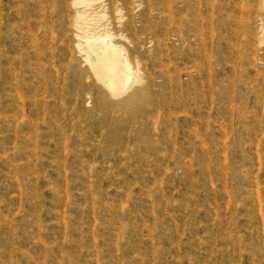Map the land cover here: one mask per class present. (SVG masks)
<instances>
[{"label":"rangeland","instance_id":"rangeland-1","mask_svg":"<svg viewBox=\"0 0 264 264\" xmlns=\"http://www.w3.org/2000/svg\"><path fill=\"white\" fill-rule=\"evenodd\" d=\"M0 264H264V0H0Z\"/></svg>","mask_w":264,"mask_h":264},{"label":"bare ground","instance_id":"bare-ground-1","mask_svg":"<svg viewBox=\"0 0 264 264\" xmlns=\"http://www.w3.org/2000/svg\"><path fill=\"white\" fill-rule=\"evenodd\" d=\"M92 3L93 0H74L75 5H82L86 8L91 7ZM74 19H76L75 27L79 30L76 36L79 35L82 38L76 44L78 55L88 64L93 73L92 75L108 89L109 93L117 96L121 95L120 93L123 90H128L131 87L130 83L138 81L137 75L132 73L128 57L120 45L114 44L106 38L107 34L97 32L95 30L97 27L89 25L87 22L85 23L88 25H85L82 13L77 14ZM139 96H141L140 93ZM145 98L142 97V99Z\"/></svg>","mask_w":264,"mask_h":264}]
</instances>
